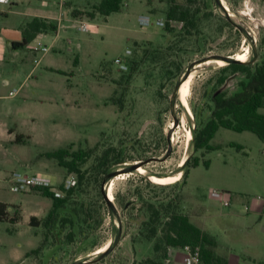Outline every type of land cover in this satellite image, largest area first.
I'll list each match as a JSON object with an SVG mask.
<instances>
[{
	"label": "rangeland",
	"instance_id": "374dc122",
	"mask_svg": "<svg viewBox=\"0 0 264 264\" xmlns=\"http://www.w3.org/2000/svg\"><path fill=\"white\" fill-rule=\"evenodd\" d=\"M223 2L229 10L219 0H124L107 18L100 14L94 20L98 29H70L82 44L77 48L74 39L73 50L63 47L58 52L61 71L43 65L55 51L49 49L37 64L33 85L27 83L11 94L9 89L15 90L18 82L1 86L0 127L15 125L31 136L16 137L12 132L7 137L12 126L0 133V198L9 201V215H18L16 220L0 219V264H141L149 256L180 264L181 246L167 245L160 236L163 221L176 209L210 232L221 254L263 256L264 140L250 129L226 126H219L210 138L215 145L211 149L195 148L186 139L187 128L210 115L216 91L241 90L244 72L221 70L216 61L197 66L187 97L191 112L175 92L196 59L233 55L247 44L246 60L264 58V0ZM174 4L178 10L187 9L195 23L177 18L167 28L166 14ZM140 13H148L149 23L139 22ZM117 55L127 68L119 67ZM29 86L34 98L23 100L22 91ZM39 96L62 99L57 103ZM22 140L26 144L16 147ZM169 140L171 151L164 156ZM59 146L86 148L88 156L80 165L83 177L47 217L51 196L32 187L13 190L10 177L16 169L46 172L56 184L71 173L77 180L79 171L45 154ZM188 155L189 163L194 155L200 160L184 176L179 162ZM119 157L123 160L116 162ZM147 158L141 164L145 171L120 170L125 174L103 180L108 171ZM177 169L180 178L173 182L149 178ZM112 177L115 209L102 191ZM32 214L38 218L34 224L29 220ZM107 240L108 249L93 251Z\"/></svg>",
	"mask_w": 264,
	"mask_h": 264
},
{
	"label": "trees",
	"instance_id": "16d2710c",
	"mask_svg": "<svg viewBox=\"0 0 264 264\" xmlns=\"http://www.w3.org/2000/svg\"><path fill=\"white\" fill-rule=\"evenodd\" d=\"M124 0H99L93 3L90 9H74V13L86 12L87 15L93 16L95 12L108 14L111 11L119 10ZM179 12V13H178ZM189 11L187 9H179L177 6L170 5L166 14L165 26L170 28V21L181 19L187 23H195L193 15L188 17ZM172 22V21H171ZM174 24V23H172ZM33 28V31L28 32L27 27ZM27 27L24 31V36L20 41H13V44L25 43L36 30L43 28H56L53 22H46L38 17H34L28 21ZM155 52V51H154ZM76 61V58L74 59ZM221 70H240L244 72V77L240 80L241 90L235 91L232 94H227L224 89L218 90L213 95L214 105L211 108L210 115L201 124L197 126H189L192 136L189 139V144L195 148L204 147L207 149L214 148L215 145L210 142V138L214 135L219 126H226L237 130L250 129L254 131L260 138L264 140V111L259 110L260 106H264V58L252 63L251 59L241 60L232 59L220 66ZM129 74V73H128ZM226 75H221L218 80L222 82ZM20 133H16V137ZM242 147L240 143L231 142ZM47 156L55 157L59 164L65 166L69 170L79 171L78 180L83 177L84 172L80 170L81 163L88 156V150L83 147L70 148L68 146H59L45 151ZM189 155L184 159L182 169L184 176L188 174L189 166L198 164L200 160L199 155H194L193 160L189 163ZM122 158H116L115 161L119 162ZM203 163L208 166L209 159H203ZM181 171V170H180ZM65 187L63 181L59 186L64 189L66 193L57 195L47 185H34L32 188L39 189L43 194L49 195L52 198V207L48 210L47 217L54 214L56 209L60 207L68 198L67 191L69 192L75 185ZM7 202L0 200V219L16 220L18 215H9L6 210ZM112 207V206H111ZM113 209V207H112ZM30 222L36 223L38 218L32 214ZM161 239L167 245H179L189 243L192 246H199L200 263L199 264H229L225 255L218 252L214 246L216 244L215 237L204 230L201 226L193 222L187 213L179 210H173L168 213L166 219L163 221L161 232ZM264 264V258L259 260ZM141 264H165L162 259L155 257H146L142 260ZM170 264V263H167ZM172 264V263H171Z\"/></svg>",
	"mask_w": 264,
	"mask_h": 264
},
{
	"label": "crops",
	"instance_id": "0c3cea01",
	"mask_svg": "<svg viewBox=\"0 0 264 264\" xmlns=\"http://www.w3.org/2000/svg\"><path fill=\"white\" fill-rule=\"evenodd\" d=\"M99 0H11L8 3H0V88L11 82H18L16 89H9L10 94L19 90L27 83L34 82L31 80L32 77L37 78L34 72L37 69V64L40 59L45 58L44 52L49 49H54V53H49L47 56V62H44L45 68L55 69L61 71V66H59L58 56L63 47L67 50H73L75 47L71 42L76 39L77 48L81 46L82 40L79 36L75 34L72 36L70 29L78 28L80 21H84L88 24L87 29L89 30L98 29V22L94 21L100 14V12H95L93 16H89L86 12L74 13V9H89L93 3ZM124 3V2H123ZM122 6V5H121ZM116 11V10H114ZM112 12V11H111ZM108 14L104 15L107 18ZM34 17H38L46 22H53L56 24V28H43L36 30V32L31 36L25 43L15 45L13 41H20L24 36L25 28L27 27L28 21L32 20ZM28 32L33 31V28L27 27ZM34 45H47L46 49L34 48ZM40 52L39 56L37 53ZM37 57L38 60L34 58ZM76 62H78V55H75ZM74 58V59H75ZM22 99L27 100L34 98L33 87L29 86L24 88L22 91ZM1 97V94H0ZM50 97V98H49ZM39 96V99H49L50 101L56 99L58 103L62 98H52V96ZM36 98H38L36 96ZM7 132V129H12ZM6 131L7 137L11 138L13 134L18 132L22 136L27 135L30 139L31 133H27L20 129H17L15 125H7L0 127V133ZM2 131V132H1ZM18 140V139H17ZM16 147H22L26 144L25 141L15 142ZM3 201L9 202L8 200ZM256 203L258 201L256 200ZM181 248V247H180ZM228 259L229 264H261L259 260L264 258L256 255H233V253H223Z\"/></svg>",
	"mask_w": 264,
	"mask_h": 264
},
{
	"label": "built area",
	"instance_id": "2783aa9c",
	"mask_svg": "<svg viewBox=\"0 0 264 264\" xmlns=\"http://www.w3.org/2000/svg\"><path fill=\"white\" fill-rule=\"evenodd\" d=\"M11 0H0L1 2L8 3ZM138 20L141 24H147L149 23V15L148 13H140L138 16ZM157 22L162 23L163 21L161 19H156ZM78 27L80 29H87L89 26L84 21H80ZM41 48L46 49L47 45H34V48ZM35 60H38L37 57L34 58ZM114 60L118 63L119 67L121 68H127V63L122 60V57L117 55ZM11 182H10V188L13 190L18 189H28L31 188L34 185H47L50 189L54 191L57 195H62L63 188L59 186V184H56L54 180L52 179L51 175L46 172H31V173H24L20 170H12L11 172ZM62 182V181H61ZM76 182V176L71 173L69 174L65 180H63V184L65 187H68L70 185H73ZM212 192L218 196L221 195V192L217 189L213 188ZM256 198H260L259 196H256ZM224 203H228V199L224 198ZM183 250V255L181 259L180 264H199L200 263V253H199V246L194 245L192 246L189 243L183 244L181 246ZM168 260V258H167Z\"/></svg>",
	"mask_w": 264,
	"mask_h": 264
},
{
	"label": "bare ground",
	"instance_id": "6f19581e",
	"mask_svg": "<svg viewBox=\"0 0 264 264\" xmlns=\"http://www.w3.org/2000/svg\"><path fill=\"white\" fill-rule=\"evenodd\" d=\"M221 1H222V3H224L223 0H221ZM224 7H225V5H224ZM225 8L229 10V8H227V7H225ZM248 51H249V49H248V44H247V45L244 46V48L241 51L236 52L233 56L237 57L238 59H241V60H246V59H248L247 58ZM212 61H216V62H218V64H224L225 63V60L223 58H212V57L206 58L205 60H202V61L195 62L192 65V67L190 68V72L187 75V77H185V78L182 77L180 82L178 83V86H177L178 97H179V99L181 100V102L184 104V106L187 108V110L189 112H191L190 106H189L188 101H187V97L189 95V82H190L191 78L193 77L197 66H199V65H201L203 63H209V62H212ZM174 131H173L172 136H171V140L172 141H175ZM190 137H191V130L187 128L186 139L189 140ZM184 159H185V157L180 160L179 164H181L184 161ZM137 169L139 171H145V168L142 165H139L137 167ZM178 172H179V170L176 171V172H173V173L166 174V175L150 174L149 178L151 180L155 181V182H158V183L173 182V181H176L177 179L180 178V175L178 174ZM119 173L116 174V176H118V175L122 176L124 172L123 173L119 172ZM113 183H114V179L112 177L106 184V191H107V194H108L110 199L114 198ZM110 244H111V241L107 240L103 245L98 246L93 251L94 252H101L104 249H106L108 247V245H110Z\"/></svg>",
	"mask_w": 264,
	"mask_h": 264
},
{
	"label": "water",
	"instance_id": "95a60500",
	"mask_svg": "<svg viewBox=\"0 0 264 264\" xmlns=\"http://www.w3.org/2000/svg\"><path fill=\"white\" fill-rule=\"evenodd\" d=\"M218 1V0H217ZM219 3L222 5V7L224 8V9H226L225 7H224V5H223V3H222V1L221 0H219ZM209 57H212V58H217V57H221V58H223L224 60H225V62H228V61H230V60H232V59H238L237 57H234L233 55H230V54H226V55H222V56H207V57H202V58H199V59H196L195 61H193L192 62V64L190 65V66H188L187 67V69L185 70V72H184V74H183V76L182 77H187V75L189 74V72H190V68L192 67V65L195 63V62H198V61H202V60H205L206 58H209ZM177 86H178V84H177ZM177 86H176V89H175V92H177ZM178 117H175L174 118V121H175V123H177L178 122ZM170 131H171V128L169 129V131H168V135H167V137H168V139H170ZM171 147H172V144H171V141L169 140V143H168V147H167V151H166V154L164 155V156H166L168 153H170V151H171ZM149 158H147V159H140L139 161H134V162H132V163H130L128 166H126V167H124V169H119V168H117V169H114V170H111V171H108L105 175H104V181L105 180H107L108 178H110L111 176H113L114 174H116L117 172H119L120 170H132V169H135V168H137L139 165H141L143 162H145V161H147ZM177 170H179V169H177ZM102 191H103V195H104V197H105V199L108 201V203L113 207V209H115V207L113 206V204H112V202H111V199L109 198V196H108V194H107V191L103 188L102 189ZM120 230V229H119ZM111 246V244L110 245H108V247L106 248V249H108L109 247ZM106 249H104V250H106ZM103 250V251H104ZM83 261H86V260H80V262H83Z\"/></svg>",
	"mask_w": 264,
	"mask_h": 264
},
{
	"label": "flooded vegetation",
	"instance_id": "af4514ba",
	"mask_svg": "<svg viewBox=\"0 0 264 264\" xmlns=\"http://www.w3.org/2000/svg\"><path fill=\"white\" fill-rule=\"evenodd\" d=\"M234 55V54H233Z\"/></svg>",
	"mask_w": 264,
	"mask_h": 264
}]
</instances>
